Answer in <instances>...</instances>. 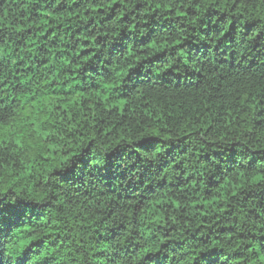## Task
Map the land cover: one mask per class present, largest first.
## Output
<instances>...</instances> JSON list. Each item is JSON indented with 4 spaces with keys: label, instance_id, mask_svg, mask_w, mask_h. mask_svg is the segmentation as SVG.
Listing matches in <instances>:
<instances>
[{
    "label": "trees",
    "instance_id": "1",
    "mask_svg": "<svg viewBox=\"0 0 264 264\" xmlns=\"http://www.w3.org/2000/svg\"><path fill=\"white\" fill-rule=\"evenodd\" d=\"M0 264H264V0H0Z\"/></svg>",
    "mask_w": 264,
    "mask_h": 264
}]
</instances>
